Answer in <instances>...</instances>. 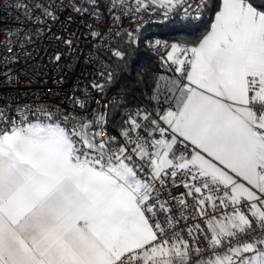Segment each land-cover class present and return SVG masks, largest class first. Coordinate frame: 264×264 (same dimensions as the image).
<instances>
[{
	"label": "snow or ice",
	"instance_id": "1",
	"mask_svg": "<svg viewBox=\"0 0 264 264\" xmlns=\"http://www.w3.org/2000/svg\"><path fill=\"white\" fill-rule=\"evenodd\" d=\"M213 5L196 39L125 31L116 68L90 85L104 94L135 72L146 88L154 82L148 105L117 96L102 110L87 97L63 111L0 109V264H264V0H136L134 11L193 35ZM33 7L55 19V4ZM128 7L75 10L115 22ZM141 45L164 48L175 78L163 88L135 68Z\"/></svg>",
	"mask_w": 264,
	"mask_h": 264
},
{
	"label": "built area",
	"instance_id": "2",
	"mask_svg": "<svg viewBox=\"0 0 264 264\" xmlns=\"http://www.w3.org/2000/svg\"><path fill=\"white\" fill-rule=\"evenodd\" d=\"M123 2L129 5L126 14L120 15L118 11V19L113 22L110 17L95 19L75 10L92 4L93 0H0V109L7 110L10 115L18 114L17 110L25 105L33 109L44 107L54 111L60 108L63 111L65 106L75 108L73 100L87 97L90 109L102 110L105 104L114 102L118 94L108 90L101 94L90 85L99 82L103 67L113 69L109 57L121 49L118 38L137 26L143 32L147 24L164 22L161 15L151 9L135 12L136 0ZM34 4L42 7L55 4L54 9L49 8L55 19L37 12ZM93 30L100 35L93 37ZM56 36L70 38L75 47H66L62 40L55 39ZM150 36L172 42L159 34ZM164 51L161 47L160 54ZM54 52L62 54L58 64L52 60ZM156 76L163 77L161 88L170 78H175L162 62ZM150 100L149 91L139 103L148 105ZM151 103L155 104V101ZM171 191L178 194L183 189ZM200 246L204 248L206 244ZM204 258H207V252Z\"/></svg>",
	"mask_w": 264,
	"mask_h": 264
},
{
	"label": "trees",
	"instance_id": "3",
	"mask_svg": "<svg viewBox=\"0 0 264 264\" xmlns=\"http://www.w3.org/2000/svg\"><path fill=\"white\" fill-rule=\"evenodd\" d=\"M219 2V0H217ZM216 8L215 5L212 6L211 10L207 11L204 16L200 19L197 27L195 28L193 35H187L185 32L180 30V26L176 23H150L145 26L143 29V34L150 36L153 34H159L166 37L168 40L175 42L176 40H185V39H196L198 36H202L209 31L212 20L215 14ZM127 44V38L124 36V32L118 38L119 47L125 48ZM134 66L137 70H147L150 74L156 76L160 65L161 60L159 59L158 54L154 52H148L143 45L139 46L138 51L134 54ZM109 61L113 66V69L116 68L119 60L115 56H110ZM148 87L146 88L144 84L136 82V74L132 72L131 74H125L123 77L118 79V82L114 87L108 89L109 93L118 94L119 97L126 101L129 105L135 106L140 105V98L143 95L150 91L154 82L153 80H148ZM110 111H115L110 109ZM117 116L119 113L116 114ZM113 128L116 125H112Z\"/></svg>",
	"mask_w": 264,
	"mask_h": 264
},
{
	"label": "crops",
	"instance_id": "4",
	"mask_svg": "<svg viewBox=\"0 0 264 264\" xmlns=\"http://www.w3.org/2000/svg\"><path fill=\"white\" fill-rule=\"evenodd\" d=\"M213 20H214V17H213ZM213 20H212V22H213ZM210 30V29H209Z\"/></svg>",
	"mask_w": 264,
	"mask_h": 264
}]
</instances>
